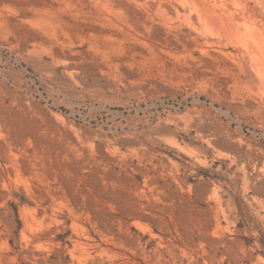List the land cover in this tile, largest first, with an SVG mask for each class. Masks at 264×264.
I'll list each match as a JSON object with an SVG mask.
<instances>
[{
  "label": "rangeland",
  "instance_id": "rangeland-1",
  "mask_svg": "<svg viewBox=\"0 0 264 264\" xmlns=\"http://www.w3.org/2000/svg\"><path fill=\"white\" fill-rule=\"evenodd\" d=\"M0 264H264V0H0Z\"/></svg>",
  "mask_w": 264,
  "mask_h": 264
},
{
  "label": "bare ground",
  "instance_id": "bare-ground-1",
  "mask_svg": "<svg viewBox=\"0 0 264 264\" xmlns=\"http://www.w3.org/2000/svg\"><path fill=\"white\" fill-rule=\"evenodd\" d=\"M260 47H262V45L260 44Z\"/></svg>",
  "mask_w": 264,
  "mask_h": 264
}]
</instances>
